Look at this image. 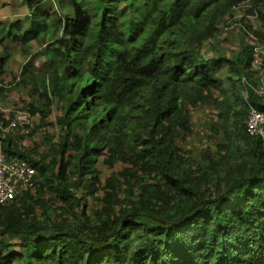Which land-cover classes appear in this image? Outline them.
<instances>
[{"label": "trees", "instance_id": "obj_1", "mask_svg": "<svg viewBox=\"0 0 264 264\" xmlns=\"http://www.w3.org/2000/svg\"><path fill=\"white\" fill-rule=\"evenodd\" d=\"M46 1L24 0V19L0 22L6 51L44 42L42 63L18 84L34 81L39 100L27 109L58 128L56 142L24 146L33 123L5 144L36 174L0 207V264H264V145L244 124L245 92L264 112V96L242 83L256 85L253 48L230 59L212 45L248 0H52L56 12L43 17ZM209 104L227 141L203 164L176 140L191 132V108ZM101 159L124 167L102 181Z\"/></svg>", "mask_w": 264, "mask_h": 264}, {"label": "rangeland", "instance_id": "obj_2", "mask_svg": "<svg viewBox=\"0 0 264 264\" xmlns=\"http://www.w3.org/2000/svg\"><path fill=\"white\" fill-rule=\"evenodd\" d=\"M243 7H236L231 10V16L223 20L220 24V29L217 37L213 40L212 45L218 53L233 59L239 58L245 45L253 48L256 45V39H264V4L257 5L254 0H248ZM55 3L51 0L44 2L37 14L48 17L56 12ZM29 13L24 0H0V22H14L22 20ZM262 13V14H261ZM230 22V23H228ZM233 25L232 28H227ZM244 26L253 36H249L241 29ZM258 34V35H257ZM44 42L36 40L31 43L29 49H24L20 45H10L7 51L0 47V59L5 58L8 53L11 55L3 63V74L0 77V88L6 87L0 94V110L6 116H13L14 112L21 109H26L33 102L39 100L37 92L33 90L34 81H26V85L18 84V81L23 79L22 71L24 67L29 66L32 62L38 66L42 63L39 58L40 49L44 48ZM208 48V47H206ZM0 64L2 62L0 61ZM260 72L250 68L251 78H256ZM228 87V86H227ZM219 100L223 99L222 94H217ZM39 103V102H38ZM40 105V103H39ZM192 127L191 132L180 131L177 137V145L181 149L184 156L190 157L196 162H207V151L213 153L221 151V145L226 143V134L222 127V119L219 116V110L216 105H198L191 108ZM61 115L58 104L52 107L49 116L50 122L56 123V119ZM34 128L36 129L31 138H26L22 144L29 148H34L35 144H40L47 136L54 137L53 142L57 141V127H40L38 116L34 117ZM45 150L44 146L38 148V153ZM217 154V153H216ZM102 181H105L112 173L121 171L123 164L117 163L113 168L105 165L102 159L97 165ZM80 194V193H79ZM89 210H94L97 202L89 199L87 201Z\"/></svg>", "mask_w": 264, "mask_h": 264}, {"label": "built area", "instance_id": "obj_3", "mask_svg": "<svg viewBox=\"0 0 264 264\" xmlns=\"http://www.w3.org/2000/svg\"><path fill=\"white\" fill-rule=\"evenodd\" d=\"M232 27L234 26L229 25L227 28ZM241 29L254 38L244 26H241ZM251 64L253 69L260 70L256 75V85L246 77L242 78V83L255 94L264 96V39H256ZM244 94L248 103V112L244 119L246 134L259 137L264 145V112L252 105L248 101V94L246 92ZM5 118L6 121L0 120V207L9 206L26 190L32 189L36 174V169L27 160L5 152L8 140L12 143H21L20 138L31 132L34 116L29 110L21 109L15 111L13 116L5 115Z\"/></svg>", "mask_w": 264, "mask_h": 264}]
</instances>
